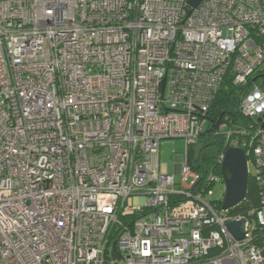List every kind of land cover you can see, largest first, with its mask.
Segmentation results:
<instances>
[{
	"label": "built area",
	"instance_id": "1",
	"mask_svg": "<svg viewBox=\"0 0 264 264\" xmlns=\"http://www.w3.org/2000/svg\"><path fill=\"white\" fill-rule=\"evenodd\" d=\"M191 1L0 0V264H264V0ZM226 76L250 84L213 129L256 170L246 214L187 153Z\"/></svg>",
	"mask_w": 264,
	"mask_h": 264
},
{
	"label": "trees",
	"instance_id": "2",
	"mask_svg": "<svg viewBox=\"0 0 264 264\" xmlns=\"http://www.w3.org/2000/svg\"><path fill=\"white\" fill-rule=\"evenodd\" d=\"M257 72L258 74H261L260 68L257 70ZM260 78L264 80V76H261ZM249 86L250 84L244 85V84L233 83L229 76H226L224 78L209 108V116H208L209 120L207 121L205 130L202 133V138L199 140V142H203V145L201 146V150L198 151L195 157H193V154L192 155L189 154V150L187 152L189 162L193 164V162L197 158L199 162L204 164L203 166L204 170H207L205 168V164L207 162L211 163L212 164L211 170H213V173L216 174L219 179L222 177V172H221V164L217 160V158L223 149L224 142L222 136L220 135L216 136L213 134V129L216 127L217 123L220 122L222 119L224 120L225 117H228V121H230L228 123L229 125L237 122V120H241L240 119L241 115L239 114L238 111V104L243 93L249 88ZM212 144H215L217 146L216 152L210 156L204 155L203 152L205 147ZM247 154L249 157V153ZM248 160H250V158H248ZM223 195H224V191H222L220 198L214 197L218 202V207H221ZM257 204H258V198H257L256 185L254 183L253 176L249 174L246 194L242 199V201L237 205H235L231 211L246 214L251 208L257 206ZM257 232H258L256 236L257 241H259V243L264 242V226L261 230H258Z\"/></svg>",
	"mask_w": 264,
	"mask_h": 264
},
{
	"label": "water",
	"instance_id": "3",
	"mask_svg": "<svg viewBox=\"0 0 264 264\" xmlns=\"http://www.w3.org/2000/svg\"><path fill=\"white\" fill-rule=\"evenodd\" d=\"M200 1L193 0L191 2L193 5H197ZM261 76H264V73L256 74L252 80ZM221 172L224 182V195L221 208L229 209L242 201L247 190V157L242 148L228 147L225 150L221 160ZM243 225L244 219L229 221L227 223L229 231L238 239L244 237Z\"/></svg>",
	"mask_w": 264,
	"mask_h": 264
},
{
	"label": "rangeland",
	"instance_id": "4",
	"mask_svg": "<svg viewBox=\"0 0 264 264\" xmlns=\"http://www.w3.org/2000/svg\"><path fill=\"white\" fill-rule=\"evenodd\" d=\"M261 74L264 73V62L262 63L261 67ZM203 142L197 143L194 145L188 146L189 154L195 157L199 150H201V146ZM186 149L185 141L181 138L175 139H163L160 141V154H159V162H160V170L163 173H172L175 175L176 182H180L181 175L177 172L176 163L181 162L184 158ZM217 146L215 144L209 145L204 149V155L210 156L216 152ZM206 169H211L212 164L207 162L205 164ZM247 169L250 175L255 174L256 170L251 163L250 160H247ZM192 181V177L190 176L186 181V185H190ZM214 190V197L220 198L222 191H224V184L223 183H215L213 187Z\"/></svg>",
	"mask_w": 264,
	"mask_h": 264
},
{
	"label": "clouds",
	"instance_id": "5",
	"mask_svg": "<svg viewBox=\"0 0 264 264\" xmlns=\"http://www.w3.org/2000/svg\"><path fill=\"white\" fill-rule=\"evenodd\" d=\"M247 157V156H246ZM247 160H248V158H247ZM248 176H249V173H248ZM222 179H223V177H222ZM223 184H224V182H223Z\"/></svg>",
	"mask_w": 264,
	"mask_h": 264
}]
</instances>
